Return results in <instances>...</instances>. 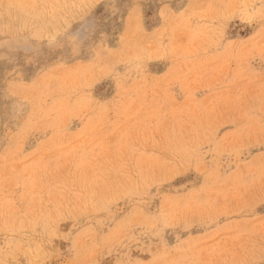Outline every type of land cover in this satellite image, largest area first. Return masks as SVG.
I'll use <instances>...</instances> for the list:
<instances>
[{
  "label": "rangeland",
  "instance_id": "1",
  "mask_svg": "<svg viewBox=\"0 0 264 264\" xmlns=\"http://www.w3.org/2000/svg\"><path fill=\"white\" fill-rule=\"evenodd\" d=\"M0 264H264V0H0Z\"/></svg>",
  "mask_w": 264,
  "mask_h": 264
}]
</instances>
